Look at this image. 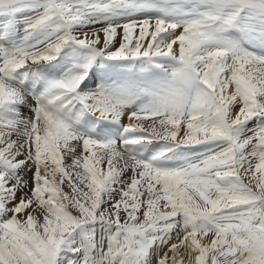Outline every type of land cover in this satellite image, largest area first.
<instances>
[{
	"label": "snow or ice",
	"instance_id": "snow-or-ice-1",
	"mask_svg": "<svg viewBox=\"0 0 264 264\" xmlns=\"http://www.w3.org/2000/svg\"><path fill=\"white\" fill-rule=\"evenodd\" d=\"M0 264H264V0H0Z\"/></svg>",
	"mask_w": 264,
	"mask_h": 264
},
{
	"label": "rangeland",
	"instance_id": "rangeland-1",
	"mask_svg": "<svg viewBox=\"0 0 264 264\" xmlns=\"http://www.w3.org/2000/svg\"><path fill=\"white\" fill-rule=\"evenodd\" d=\"M253 125L252 124H249L248 127L251 128Z\"/></svg>",
	"mask_w": 264,
	"mask_h": 264
},
{
	"label": "bare ground",
	"instance_id": "bare-ground-1",
	"mask_svg": "<svg viewBox=\"0 0 264 264\" xmlns=\"http://www.w3.org/2000/svg\"><path fill=\"white\" fill-rule=\"evenodd\" d=\"M124 122L127 123V119H126V118H125ZM66 190H67V189H66Z\"/></svg>",
	"mask_w": 264,
	"mask_h": 264
}]
</instances>
